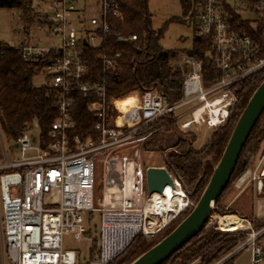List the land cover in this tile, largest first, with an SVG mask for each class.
Instances as JSON below:
<instances>
[{
    "label": "built area",
    "instance_id": "2783aa9c",
    "mask_svg": "<svg viewBox=\"0 0 264 264\" xmlns=\"http://www.w3.org/2000/svg\"><path fill=\"white\" fill-rule=\"evenodd\" d=\"M49 7V32L60 43L38 47L24 41L15 48L24 60L37 64L43 86L55 94L59 115L48 140L40 135L38 145L29 134L32 127L18 134L14 142L19 159L9 153L0 127V264H110L138 236L154 237L191 207L181 181L169 171L174 189L183 193L182 204L160 209L156 198L147 196L142 146L171 122L179 121L184 132L202 126L215 131L225 125L236 102L235 89L264 71L262 50L252 37L260 34L264 39V0H194L190 14L196 17L190 19L195 36L209 40L205 57L220 73L214 84L204 86V60L182 55L172 65L183 77L178 103H170L157 89L144 90L138 99L115 101L112 124L106 119V78L118 68L121 54L112 51L110 39L137 40L115 30L117 22H124L119 0H51ZM88 50L98 54L102 67L103 77L96 82ZM77 96L90 100L87 110L97 118L94 139L75 133ZM96 164L102 167V196L97 200ZM259 177L264 178V169ZM251 178L256 177L247 171L236 187ZM262 186L259 179V190ZM165 191L159 198L164 202ZM84 213L100 214L97 257L86 262L63 244L67 235L79 240L88 234ZM229 217L242 226L223 229ZM217 219L216 229L244 232L246 240L216 264L247 249V264H263L264 229L254 230L249 220L235 215H211L208 226Z\"/></svg>",
    "mask_w": 264,
    "mask_h": 264
},
{
    "label": "trees",
    "instance_id": "16d2710c",
    "mask_svg": "<svg viewBox=\"0 0 264 264\" xmlns=\"http://www.w3.org/2000/svg\"><path fill=\"white\" fill-rule=\"evenodd\" d=\"M148 1L119 0L124 22H117L115 30L128 37L136 35L137 40L124 43L110 39L112 51L121 54L118 68L109 73L106 78L108 90L106 119L111 124L116 116L115 101L138 99L144 90L157 89L169 99L170 103H178L182 95L183 77L181 71L174 68L171 63L182 55H191L204 60L205 87L214 84L216 77L220 74L206 60V52L210 46L206 38L195 36L193 49L184 52L165 50L160 45L163 34L152 29V16L148 10ZM193 1L181 0L186 16L193 7ZM32 5L33 0H0V9L17 10L20 18L26 22H32L39 16ZM195 17L194 12L190 18L194 20ZM252 37L260 46L261 54L264 56V39L260 34H254ZM86 57L94 76L93 81L101 80L103 74L98 54L88 50ZM39 75L37 64L24 60L21 51L15 47L6 46L0 42V127L2 134L7 133L15 139L20 132L36 124L40 129L41 138L48 140V134L59 112L54 92L47 86L39 87L34 84V80ZM263 81L264 71L245 80L235 89L236 102L230 111L228 120L223 127L212 133L200 151L193 149V144L197 139L195 134L182 131L176 122H171L162 129L166 131L176 129L189 136V138L179 139L175 145L177 150L168 154L164 167L181 181L194 206L198 203L215 166L220 161L238 119ZM89 102V99L82 96L76 98L73 111L76 124L75 133L85 139H94L97 136L94 129L97 118L88 112ZM263 145L264 112L244 146L234 174L218 199L214 212L218 210L221 199L228 188L235 185L249 170L251 162L259 155ZM191 210L192 207H189L182 212L169 225L171 226L169 232L163 238L152 243L140 235L120 257L110 264L132 263L170 234ZM254 225L257 228H264V221H261L259 225L257 223ZM86 235L91 236V232ZM245 240L244 232L223 233L216 229L215 225L208 227L207 224L200 234L164 264H216ZM97 253L98 240L96 239L91 250V260L97 257ZM224 264H234V258L227 260Z\"/></svg>",
    "mask_w": 264,
    "mask_h": 264
},
{
    "label": "rangeland",
    "instance_id": "374dc122",
    "mask_svg": "<svg viewBox=\"0 0 264 264\" xmlns=\"http://www.w3.org/2000/svg\"><path fill=\"white\" fill-rule=\"evenodd\" d=\"M50 1L51 0H33L32 7L37 12V14H39V18H35V20L32 22H26V20H22L17 10L0 9V42L10 47H17L24 41H27L32 46L38 47L57 46L60 43V38L50 35L49 24L47 21L50 12ZM148 10L152 16L151 21L153 31L162 32L163 34V37L160 40V45L165 50H175L179 52H184L193 49L195 29L190 19L191 14L189 13L187 16L185 15L181 0H149ZM179 59L180 58H178L176 61H178ZM176 61H174L173 63H175ZM173 63H171V65H173ZM44 81V76L39 75L34 80V84L40 87L44 85ZM185 109L186 108L180 109L176 113H182L185 111ZM187 118L188 117L186 116L182 118L181 121ZM192 132L197 138L195 143L193 144V149L195 151H200L204 147L205 143L209 140L214 130L202 126L194 127ZM29 134L32 138L33 144L38 145L40 139L39 127L37 125H33V127L29 131ZM185 137L189 138V136H187L185 133L180 132L176 129H173L171 131L162 130L154 134L142 146L141 157L144 168L146 169L149 167L166 166L168 154H170L172 151H176L177 149L175 148V145L178 143L180 138ZM3 138L9 150V153L11 155H13L14 153L16 158L19 159L20 151L18 150V146L14 142V139L7 133L3 134ZM263 169L264 145L259 155L251 162L249 170L255 172V176L253 175L252 177H257ZM252 180L253 178H251V180H249L246 185L252 182ZM263 180L261 181L264 183ZM95 182V200H97L102 196V167L99 164H96L95 168ZM243 187L240 189L237 188L236 183L235 185H231L228 190L224 193L218 210L215 212L212 211V215L216 218L235 215L240 218L249 220L254 230H263L264 228H257L254 225L255 223L259 225L261 221H264L263 217H257L255 214L256 204L253 198L254 189L250 184L248 189L245 192H242ZM240 194H242L240 199H238L236 203L230 205V203L233 202L238 196H240ZM260 196L264 199V188L262 189V193H260ZM190 201L192 203L191 207L193 208L194 203L192 200ZM83 217L85 220V228L88 233L91 232V236L86 235L85 237L76 240L73 235H67L64 237L63 244L65 250L76 251L79 259L81 261L86 262L91 260V250L94 247V241L96 239L98 240L99 238L100 214L84 213ZM231 221L236 223L237 227L242 226V224L239 225L238 222L231 217L225 219L223 224L227 225ZM217 222L218 219L214 220L208 227L214 225L218 226ZM170 227L171 226L167 227L165 230L161 231L154 237L145 240L152 243L160 240L169 232ZM262 241L264 242V235ZM248 251L250 250H244L238 255H236L234 257V261L238 259V262L240 263H247L249 257Z\"/></svg>",
    "mask_w": 264,
    "mask_h": 264
},
{
    "label": "water",
    "instance_id": "95a60500",
    "mask_svg": "<svg viewBox=\"0 0 264 264\" xmlns=\"http://www.w3.org/2000/svg\"><path fill=\"white\" fill-rule=\"evenodd\" d=\"M263 112L264 81L256 89L238 119L223 155L215 166L198 203L170 234L130 264H164L204 230L218 199L231 180L242 150ZM167 187L174 189L175 185L165 167L147 168L146 188L149 198H163Z\"/></svg>",
    "mask_w": 264,
    "mask_h": 264
},
{
    "label": "crops",
    "instance_id": "0c3cea01",
    "mask_svg": "<svg viewBox=\"0 0 264 264\" xmlns=\"http://www.w3.org/2000/svg\"><path fill=\"white\" fill-rule=\"evenodd\" d=\"M248 172L250 173L251 176H253V175L255 176V172L254 171L248 170ZM261 172H262V170H261ZM261 172H260V174H261ZM260 174L256 177V179H253L252 182H250L248 185L244 186L243 189H242L243 190L242 192H245L248 189V187H249L250 184L252 185V187L254 189L253 190L254 191L253 192L254 193V197L253 198H254L255 204H256L255 205V214H256L257 217H263L264 218V199L260 196V193H262V189L264 188V185H263L264 183L261 180H263L264 178L259 177ZM259 179H260V181L262 182V185H263L261 190H259V188H258V180ZM241 195L242 194H240V196H238L233 202H231L230 205H232L233 203H236L237 200L240 199ZM236 227H237V224H236ZM261 245L264 248V242L262 240H261ZM248 252H249V257H248L247 263L251 259V251H248ZM247 263H240V262H238V259L234 261V264H247Z\"/></svg>",
    "mask_w": 264,
    "mask_h": 264
},
{
    "label": "bare ground",
    "instance_id": "6f19581e",
    "mask_svg": "<svg viewBox=\"0 0 264 264\" xmlns=\"http://www.w3.org/2000/svg\"><path fill=\"white\" fill-rule=\"evenodd\" d=\"M165 195L167 197V200L165 202L159 198H156V200H155L156 204L158 205V207L160 209L166 208L165 206H167V205L172 207V206L177 205L179 203L182 204L183 193L181 190H179L177 188H175L173 190L172 188L167 187L166 191H165ZM226 223H227V220H226ZM221 226L224 227V229H226V230H235L234 228L236 227V223L231 221L227 225L221 224Z\"/></svg>",
    "mask_w": 264,
    "mask_h": 264
}]
</instances>
